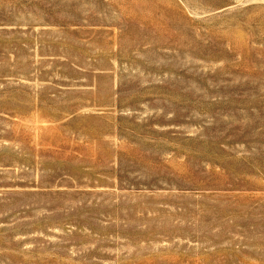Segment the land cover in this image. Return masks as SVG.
<instances>
[{
	"label": "rangeland",
	"instance_id": "1",
	"mask_svg": "<svg viewBox=\"0 0 264 264\" xmlns=\"http://www.w3.org/2000/svg\"><path fill=\"white\" fill-rule=\"evenodd\" d=\"M0 264H264V0H0Z\"/></svg>",
	"mask_w": 264,
	"mask_h": 264
}]
</instances>
